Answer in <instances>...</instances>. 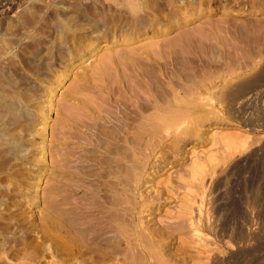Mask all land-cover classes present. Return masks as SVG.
I'll list each match as a JSON object with an SVG mask.
<instances>
[{
  "label": "rangeland",
  "instance_id": "374dc122",
  "mask_svg": "<svg viewBox=\"0 0 264 264\" xmlns=\"http://www.w3.org/2000/svg\"><path fill=\"white\" fill-rule=\"evenodd\" d=\"M133 3L0 0V88L21 104L8 131L24 145L7 155L11 135L0 139V264H95L91 251L66 258L54 219L102 198L97 185L114 179L101 172L96 138L140 94L146 115L156 101L163 112L191 104L138 189L150 201L140 224L169 226L157 263L264 264V0ZM131 250L108 264H144Z\"/></svg>",
  "mask_w": 264,
  "mask_h": 264
},
{
  "label": "bare ground",
  "instance_id": "6f19581e",
  "mask_svg": "<svg viewBox=\"0 0 264 264\" xmlns=\"http://www.w3.org/2000/svg\"><path fill=\"white\" fill-rule=\"evenodd\" d=\"M110 2V1H109ZM124 3L134 5L133 0H123ZM136 2V1H135ZM119 3V2H118ZM136 4V3H135ZM123 4H121L122 6ZM125 5L123 7H125ZM95 6V5H94ZM120 6V5H119ZM127 7V6H126ZM130 9V8H129ZM132 12L133 8H131ZM140 13V12H139ZM136 14V13H135ZM38 16V15H37ZM36 16V17H37ZM105 16V15H104ZM115 17V16H114ZM35 20V19H34ZM103 20V19H102ZM60 21V20H59ZM127 21V20H126ZM111 22V21H110ZM54 24V23H53ZM52 24V25H53ZM56 25V24H55ZM139 25V24H138ZM64 26L62 24L57 23L56 29ZM61 29V30H62ZM67 30V29H66ZM17 31V30H16ZM66 32V31H65ZM63 33V32H62ZM30 38V36H29ZM17 39V38H16ZM68 44V43H67ZM104 53V52H103ZM136 53V52H135ZM108 54V53H106ZM131 54V53H130ZM134 54V53H133ZM137 54V53H136ZM113 55H115L113 53ZM138 57V56H137ZM114 58V57H113ZM100 59V57H99ZM119 59V58H118ZM130 59V58H129ZM107 60V59H104ZM130 62V61H129ZM100 63V62H99ZM131 63V62H130ZM106 65V64H104ZM109 65V64H108ZM121 65V64H120ZM138 66V65H137ZM136 66V67H137ZM142 66V65H141ZM94 67V66H92ZM111 68V67H110ZM127 69V68H126ZM95 71V70H94ZM82 72V71H81ZM151 72V71H150ZM96 73V72H94ZM65 74V73H64ZM101 75V74H100ZM141 75V74H140ZM118 84V83H117ZM134 85V84H133ZM12 86V85H11ZM248 86V85H247ZM1 87V86H0ZM52 88V87H51ZM188 88V87H187ZM203 88V87H202ZM113 89V88H112ZM132 89V88H131ZM134 89V88H133ZM173 90V88H172ZM207 91V90H206ZM8 92V91H7ZM12 92V91H11ZM138 90L135 92L137 93ZM167 92V91H166ZM113 93V92H112ZM121 93V92H120ZM134 93V90H133ZM141 93V92H140ZM7 93H4L0 88V139L6 140L9 143V153L13 154L12 152H18L21 147L18 146H24V145H18L20 142V134L19 137L15 133L13 136L11 135V129L10 132L8 129L13 126L12 123L15 121L13 118H15L20 114L22 107L19 105L18 98L15 99L14 95H6ZM13 94V93H10ZM110 94V93H109ZM119 94V93H118ZM155 94V93H153ZM162 94V92H161ZM146 95V94H145ZM168 95V94H167ZM166 95V96H167ZM139 94H137V97ZM161 96V95H160ZM145 97V96H142ZM141 97V94L139 96L138 104L134 105V108L129 109L130 107L125 106L123 109V105H121V115H116L114 118H117L114 120L112 125L107 126L108 128H103L102 131L100 130V134L98 136V147L103 149V154L101 153V166L103 165V170L101 172H105L107 175H111V178L113 176V181H108L110 184H107V187L103 188L101 184L97 185V191L98 193H102V198H98L99 200H95L94 209L91 210H85L86 208H82L78 206L77 204L74 206H71L65 209H59V218L52 217L54 221L58 222L56 225L59 227V232L61 231L62 234L66 235L65 237V243L68 247L67 249V257L68 255L70 257V254H73L76 256L83 255L85 251H91L97 256L96 260L93 259L92 263L95 264H108L116 259L117 253L123 252V254L127 255L130 253L132 248L137 253V257L139 260H144V264L150 263H157L159 260H161V252L159 248L156 247V245L160 241V235L162 230L164 233L165 229L162 228H149V225L143 224L144 222L141 221L142 224H140V217H142V212L145 205V208L148 204L145 202L146 197L144 198L142 195L138 194V189L140 187L141 182L144 180L147 181L151 179L150 177L159 170V162L162 159H158V157H154V162L159 160L158 163H154L152 161L151 165L149 164V157L151 155H155L156 151L158 150V147L161 146V142L163 141V136L166 131L170 132L171 127H175L177 123L180 121V116L183 117L185 114V111L190 110V102L189 106H187L189 109L184 110L187 108H173L169 110H165L163 112V107L160 104L162 101L159 98V104L156 102H153V105L149 108H153L154 111L151 113V115H146L145 113L148 110V106L145 102H143V98ZM154 97V96H153ZM159 97V95H158ZM163 97V96H162ZM130 98V97H129ZM156 98V97H154ZM153 98V99H154ZM105 99V98H104ZM135 99V98H134ZM173 99V98H172ZM18 100V101H17ZM125 100V99H124ZM144 100H147L144 98ZM158 100V99H157ZM168 100V99H167ZM114 101V100H113ZM118 101V100H117ZM175 101V100H174ZM127 102V101H125ZM136 102V101H135ZM165 102V101H163ZM170 102V101H167ZM172 102V101H171ZM189 102V101H188ZM101 103V102H100ZM99 103V104H100ZM123 104V103H122ZM130 104V103H129ZM168 104V103H167ZM177 104V103H176ZM194 104V103H193ZM112 105V104H111ZM132 105V104H131ZM150 106V104H148ZM169 105V104H168ZM173 105V104H172ZM180 105V103H179ZM184 105V104H183ZM182 105V106H183ZM115 106V105H114ZM120 106V104H119ZM170 106V105H169ZM175 106V105H174ZM186 106V104H185ZM195 106V105H193ZM192 106V107H193ZM89 108V107H88ZM120 108V107H119ZM120 108V109H121ZM194 108V107H193ZM196 108V107H195ZM90 109V108H89ZM112 109V108H111ZM118 109V108H116ZM101 111L100 109H97ZM107 110V109H104ZM152 110V109H151ZM23 111V110H22ZM118 111V110H116ZM120 111V110H119ZM125 111V112H124ZM150 111V110H149ZM162 111V114H161ZM192 111V110H191ZM110 112V111H109ZM112 111L111 113H113ZM151 112V111H150ZM25 113V112H23ZM189 113V111H188ZM187 114V112H186ZM190 114V113H189ZM74 115V114H73ZM80 115V114H79ZM180 115V116H179ZM251 115V114H250ZM187 116V115H186ZM48 117V116H46ZM100 117V116H99ZM109 117V116H108ZM76 118V117H75ZM18 119V118H17ZM109 120V119H107ZM112 120V119H111ZM112 120V121H113ZM252 120V119H251ZM18 122V120H16ZM91 121V120H90ZM253 121V120H252ZM16 122V123H17ZM87 122V121H86ZM15 123V124H16ZM78 123V122H77ZM108 123V122H107ZM112 123V122H111ZM14 124V125H15ZM84 124V123H83ZM11 125V126H10ZM22 125V124H21ZM26 125V123H25ZM100 125H102L100 123ZM106 125V123H105ZM175 125V126H174ZM79 126V125H78ZM88 126V125H87ZM104 126V125H103ZM24 127V126H23ZM22 127V129H23ZM12 128V127H11ZM16 128V127H15ZM91 128V127H90ZM21 127L18 129L20 130ZM64 129V128H63ZM87 129V128H86ZM92 129V128H91ZM13 130V129H12ZM90 130V129H89ZM173 130V129H172ZM10 133V137H8V132ZM23 131V130H22ZM66 131V130H65ZM70 131V130H69ZM98 131V130H97ZM91 132V131H90ZM69 133V132H67ZM81 133V132H80ZM98 133V132H97ZM18 134V133H17ZM70 134V133H69ZM88 134V131H87ZM95 134V133H94ZM168 134V133H167ZM166 134V135H167ZM5 135L7 138H5ZM94 136V135H93ZM54 137V136H53ZM92 138V136H91ZM89 139V137H88ZM95 139V140H96ZM94 140V142H95ZM1 141V140H0ZM85 141V140H84ZM22 142V140H21ZM20 142V143H21ZM97 142V140H96ZM4 144V142H0L1 144ZM6 143V142H5ZM6 143V144H8ZM19 143V144H20ZM58 143V142H57ZM165 143V142H164ZM23 144V143H22ZM95 144V143H94ZM66 145V144H65ZM5 146V145H4ZM8 146V145H6ZM1 147V146H0ZM164 147V146H163ZM3 148V147H2ZM5 150H0L3 152H0V154L8 151L6 150V147H4ZM25 148V147H24ZM1 149V148H0ZM27 149V148H26ZM78 149V148H77ZM82 149V148H81ZM93 150V149H92ZM97 151V150H96ZM23 152V151H22ZM26 152V151H25ZM24 152V153H25ZM64 152V151H63ZM90 152V151H89ZM95 152V151H94ZM88 153V152H87ZM93 153V152H92ZM19 154V153H18ZM22 154V153H21ZM83 154V153H82ZM3 155V154H2ZM17 155V154H16ZM62 155V154H61ZM96 155V154H95ZM23 156V155H22ZM77 156V155H76ZM9 157V156H8ZM3 158V157H1ZM0 158V159H1ZM10 158V157H9ZM44 158V157H43ZM93 158V157H92ZM99 158V157H98ZM97 158V159H98ZM4 159V158H3ZM32 159V158H31ZM78 159V158H77ZM156 159V160H155ZM2 160V159H1ZM26 160V159H25ZM67 160V159H66ZM4 161V160H3ZM28 161V159H27ZM44 160H40L39 162H42ZM93 161V160H92ZM23 162V161H22ZM57 162V161H56ZM2 163V162H1ZM28 163V162H27ZM52 163V162H51ZM80 163V162H79ZM25 164V163H24ZM30 164V163H29ZM99 164V163H98ZM79 167L82 168L81 164ZM77 165V167H78ZM152 168V172H147L145 174L146 167L149 166ZM1 166V165H0ZM28 166V164H27ZM78 167V168H79ZM84 167V166H83ZM95 167V166H94ZM149 167V168H150ZM156 167V168H155ZM2 168V167H1ZM12 168V167H11ZM23 168V167H22ZM129 169L130 174H128ZM2 170V169H1ZM0 170V171H1ZM13 170V169H12ZM77 170V169H76ZM81 170V169H80ZM93 170V169H92ZM96 170V169H95ZM101 170V168H100ZM4 171V170H3ZM64 171V170H63ZM99 171V169H98ZM21 172V171H20ZM19 172V173H20ZM23 172V171H22ZM31 172V171H30ZM71 172V171H70ZM92 172V171H91ZM97 172V171H96ZM107 172V173H106ZM94 173V171H93ZM2 174V173H1ZM38 174V173H37ZM36 174V175H37ZM63 174V173H62ZM99 174V173H98ZM104 174V176H105ZM157 174V173H156ZM17 175V174H16ZM101 175V173H100ZM131 175V178H130ZM74 176V175H73ZM98 176V175H97ZM10 177V176H9ZM39 177V175H38ZM37 177V178H38ZM1 178V177H0ZM108 178H110L108 176ZM7 179V178H6ZM11 179V178H10ZM60 181V180H59ZM96 181V180H95ZM98 181V177H97ZM106 182V181H105ZM103 182V184H105ZM91 183V182H90ZM100 183V182H99ZM105 184V185H106ZM65 185V184H64ZM78 185V184H77ZM96 184H94L95 186ZM169 186V185H168ZM96 187V186H95ZM66 188V187H65ZM171 188V187H170ZM95 189V190H96ZM67 190V189H66ZM143 190V189H142ZM69 191V190H68ZM158 192V191H157ZM97 193V192H96ZM159 193V192H158ZM99 195V194H98ZM49 196V195H48ZM25 197V196H24ZM53 197V196H52ZM51 197V198H52ZM57 198V197H56ZM96 198V197H95ZM1 199V198H0ZM58 199V198H57ZM61 200V203L63 202L69 204L68 199L66 196H64ZM77 199V198H76ZM158 199V198H157ZM156 199V200H157ZM163 199V198H162ZM7 200V199H6ZM63 201V202H62ZM93 201V200H92ZM71 203V201H70ZM73 203V202H72ZM71 203V204H72ZM77 203V202H76ZM91 203V202H90ZM94 203V202H93ZM86 205V204H85ZM186 205V204H185ZM49 206V205H48ZM65 206V205H64ZM87 206V205H86ZM84 207V206H83ZM189 207V206H188ZM56 209V208H55ZM61 209V210H60ZM189 210V209H187ZM56 211V210H55ZM56 211V212H57ZM50 212V211H49ZM187 212V211H186ZM180 213V212H179ZM1 214V213H0ZM13 214V213H12ZM191 214V212H190ZM3 215V214H2ZM57 215V214H56ZM180 215V214H179ZM183 215V214H182ZM200 215V214H199ZM201 216V215H200ZM1 217V216H0ZM189 222L192 227L193 233H195L198 229V226L195 224V221L193 219V216ZM199 217V216H198ZM195 218V216H194ZM49 220V219H48ZM183 221V220H182ZM186 221V220H185ZM55 222V223H56ZM202 222V221H201ZM1 223V220H0ZM199 223V222H198ZM53 225V224H52ZM55 225V227H56ZM170 225V224H169ZM172 225V224H171ZM1 226V225H0ZM16 226V225H15ZM54 226V225H53ZM200 226V225H199ZM54 227V228H55ZM56 227V228H57ZM162 227V226H161ZM185 227V226H184ZM2 229V228H1ZM179 229V228H178ZM53 230V229H52ZM55 230V229H54ZM167 230V229H166ZM177 230V229H176ZM180 231V230H179ZM5 232V231H4ZM60 232V233H61ZM166 232V231H165ZM58 233V232H57ZM107 233L110 234V237L105 238V235ZM172 233V232H171ZM179 233V232H178ZM50 235V234H49ZM64 235V236H65ZM105 235V236H104ZM190 235V234H189ZM53 236V235H52ZM63 236V237H64ZM109 236V235H108ZM51 237V236H50ZM164 237V236H163ZM109 238V239H108ZM180 239V238H179ZM46 240V239H45ZM46 243V242H45ZM125 245V247L121 246ZM56 246V245H55ZM123 247V248H122ZM160 247V246H159ZM60 248V247H59ZM131 248V249H130ZM161 248V247H160ZM9 249V248H8ZM131 250V251H129ZM61 251V250H60ZM66 252V251H65ZM132 253V252H131ZM130 253V254H131ZM135 253V252H134ZM164 254V253H163ZM116 255V256H115ZM120 254L121 258L124 256ZM135 255V254H134ZM66 256V254H65ZM72 256V255H71ZM129 256V255H128ZM124 256L121 261L122 264H128L129 257ZM135 257V256H134ZM210 257V256H209ZM2 258V257H1ZM64 258V257H63ZM65 258V259H66ZM74 259V258H73ZM92 259V258H91ZM203 259V258H202ZM133 260V259H132ZM138 260V259H137ZM66 261H69V259H66ZM71 261V260H70ZM84 261V260H83ZM141 261V262H142ZM162 261V260H161ZM197 261V260H196ZM65 262V261H64ZM91 263V262H90ZM71 264V263H69ZM114 264V263H113ZM115 264H117L115 262ZM121 264V262H120ZM158 264V263H157ZM160 264V263H159Z\"/></svg>",
  "mask_w": 264,
  "mask_h": 264
}]
</instances>
